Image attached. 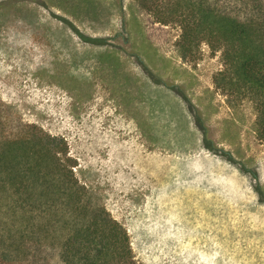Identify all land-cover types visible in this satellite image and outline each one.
Here are the masks:
<instances>
[{"label": "rangeland", "instance_id": "1", "mask_svg": "<svg viewBox=\"0 0 264 264\" xmlns=\"http://www.w3.org/2000/svg\"><path fill=\"white\" fill-rule=\"evenodd\" d=\"M179 34L136 0H0L1 125L65 141L138 264H264L254 101L216 87L220 49L182 58Z\"/></svg>", "mask_w": 264, "mask_h": 264}, {"label": "trees", "instance_id": "2", "mask_svg": "<svg viewBox=\"0 0 264 264\" xmlns=\"http://www.w3.org/2000/svg\"><path fill=\"white\" fill-rule=\"evenodd\" d=\"M136 2L158 22L179 25L182 58L202 42L221 50L214 83L253 99L264 139V0ZM74 165L61 138L33 124L7 130L0 120V264H44L55 245L64 264H138L127 230L90 200Z\"/></svg>", "mask_w": 264, "mask_h": 264}]
</instances>
